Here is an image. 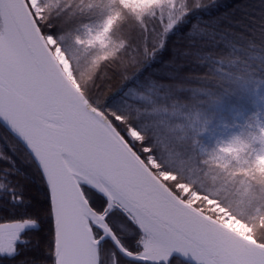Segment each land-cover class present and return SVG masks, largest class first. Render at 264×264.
Listing matches in <instances>:
<instances>
[{"label": "snow or ice", "instance_id": "obj_1", "mask_svg": "<svg viewBox=\"0 0 264 264\" xmlns=\"http://www.w3.org/2000/svg\"><path fill=\"white\" fill-rule=\"evenodd\" d=\"M60 2L0 0V124L47 189L51 264H264V21L241 59L220 28L225 16L190 20L217 0H78L72 15L101 3L107 14L83 27L69 56L47 31ZM123 13L142 28L131 52L112 35ZM166 49V63L179 53L205 70L156 80L146 70ZM109 67L120 80L110 95ZM226 81L250 102L217 123L203 106L223 105ZM10 174L0 169V191L23 203ZM38 227L31 215L0 222V264H43L19 258Z\"/></svg>", "mask_w": 264, "mask_h": 264}, {"label": "trees", "instance_id": "obj_2", "mask_svg": "<svg viewBox=\"0 0 264 264\" xmlns=\"http://www.w3.org/2000/svg\"><path fill=\"white\" fill-rule=\"evenodd\" d=\"M77 2L78 0H61L56 9L59 12V15L54 21L56 27L47 30L51 35L63 37L62 47L69 56L79 53V49L74 45L73 40L76 35H82L83 27L87 25L95 30L107 14L102 9L103 4L101 3L99 7L93 9L87 15H80L79 13L72 15ZM217 2L218 4L214 8L206 12L193 13L190 20L197 16L202 19L221 15L225 16V20L220 25L221 29L228 30L224 38L241 49L236 55L244 59L247 55L248 40L256 39V36L259 34L261 22L264 21V0H217ZM144 22L147 24V29L151 34L155 20H150L148 17H145ZM189 27L190 23L183 25L178 30V33L174 32L169 37V48H172L173 44L176 43V35L183 36ZM112 35L116 40L124 39L128 41L129 51L131 52L133 46L138 48L141 44L142 28L133 17L127 13H123L122 20L116 29H114ZM178 47L183 49L187 47V44H181ZM170 57L171 52L166 49L152 62L150 68L146 71L155 69L156 71L152 73L153 77L158 81L166 82L170 78L179 79L185 72L191 71L194 74H199L205 70L203 66L196 64L194 60L180 57L179 53L176 54V61L174 63H166ZM184 59H187V61ZM178 63L183 64V67L178 68L176 66ZM103 71L107 76L112 77L111 80H106L105 83L111 85V92L108 94H113L120 86L119 77L112 72L110 67L103 69ZM192 83L195 85V81ZM224 88H226V92L223 88L216 90V94L222 95L224 98V103L221 107L213 108L210 105L203 106L209 112L215 111V121L217 123H231L235 115L236 107L238 105H247L250 102V93L240 86L226 81ZM111 99L112 97L110 96L108 102ZM11 146H15V151L12 150ZM23 151V146L0 125V152L6 157H10L14 162L13 165L4 160H0V169H12L14 167L16 174H10L8 177L12 182L10 186L15 188L17 194L24 198L23 203L13 205L9 203L8 192L6 190L0 191V222H10L12 219L25 215L35 217L39 221V227L25 233L29 243L26 246H22L19 258H30L33 262L42 261L43 264H51V257L45 255V248L50 244L48 237L51 225V220L47 216L49 207L47 189L39 170L34 164L28 162L23 155ZM96 198L98 201L104 200L98 194H96ZM181 264L188 263L182 261Z\"/></svg>", "mask_w": 264, "mask_h": 264}, {"label": "water", "instance_id": "obj_3", "mask_svg": "<svg viewBox=\"0 0 264 264\" xmlns=\"http://www.w3.org/2000/svg\"><path fill=\"white\" fill-rule=\"evenodd\" d=\"M0 125L7 131V129L2 124H0ZM97 194L100 195L104 199V197L102 196V194H99V193H97ZM183 262L188 263V264H195V261H193L190 257L188 259L184 260Z\"/></svg>", "mask_w": 264, "mask_h": 264}]
</instances>
